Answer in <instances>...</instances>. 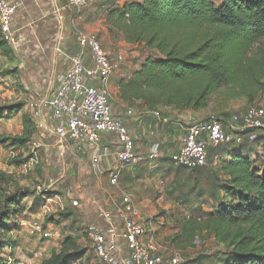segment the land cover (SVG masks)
Returning <instances> with one entry per match:
<instances>
[{
  "label": "rangeland",
  "instance_id": "rangeland-1",
  "mask_svg": "<svg viewBox=\"0 0 264 264\" xmlns=\"http://www.w3.org/2000/svg\"><path fill=\"white\" fill-rule=\"evenodd\" d=\"M124 1L116 0V4ZM57 5L61 20L53 12V3L47 0H40L38 6L26 4L24 9H18L12 25L16 43L8 44L11 56L0 51V135L14 137L24 134L26 137L24 146L4 147L0 144V170L8 176L4 193H18V207L21 209L18 213L11 210L7 216L11 232L6 237L12 245L0 251V259L7 260L12 253L22 263L40 264L52 250H58L64 237L72 236L85 251L73 260V264H103L91 249L85 232L90 225L99 223L102 226L101 210L115 218L122 207L123 195H128L161 253L177 256L179 264H218L224 247L215 242L211 234L186 251L176 249L171 242L172 237L179 234L175 220L205 212L213 204V198L207 194L185 195L184 169L175 170L177 166L170 160L169 153L127 166L118 185L113 186L107 172L101 174L94 169L88 151L73 149L70 144L61 145L55 137L43 131L35 113L36 105L53 90L56 75L68 64L67 55L77 48L78 34L93 33L116 65L108 82L113 115L137 137H143V145L147 147L143 151L155 141L166 145L164 134H156V121L151 123L148 120L142 132L137 123L142 110L122 103L117 93L119 79H127L145 58L154 56L153 52L143 43L126 42L123 34L108 23V6L104 0L89 2L79 12L66 7L62 0H57ZM58 36H62L63 53L60 54L54 50ZM249 105L245 100L232 101L227 107L233 109L229 117L243 112ZM254 105L264 107V92ZM128 109L133 113L127 114ZM216 109L217 102L213 100L197 116H190L201 120L206 114L215 113ZM188 113L194 114L190 111L180 114L185 128ZM47 119L50 123L48 116ZM151 131L154 135L150 134ZM255 133L256 139L247 142L246 152L260 166L264 164V137L261 131ZM180 135L177 133L175 139ZM111 137L109 141L115 151L119 143L115 135ZM223 148L210 147L219 154L226 151L227 146ZM209 160L212 156L208 157L206 164ZM211 163L214 165L213 160ZM74 200L78 201L77 205L73 204ZM34 223L49 227L52 236L44 238L31 233ZM3 237L0 230L4 242Z\"/></svg>",
  "mask_w": 264,
  "mask_h": 264
},
{
  "label": "trees",
  "instance_id": "trees-1",
  "mask_svg": "<svg viewBox=\"0 0 264 264\" xmlns=\"http://www.w3.org/2000/svg\"><path fill=\"white\" fill-rule=\"evenodd\" d=\"M104 3L108 6V23L123 34L125 41L143 43L154 55L145 58L127 79H119L117 93L122 103L141 110H158L164 116L167 110L198 114L214 100L215 113L199 121L212 117L225 126L233 113L227 108L232 101L245 100L253 106L264 92V0ZM0 51L11 56L1 33ZM247 108L235 114L239 121ZM256 131L264 137V129ZM253 141L245 137L241 144L223 145V149L227 146L220 153L224 157L214 165L212 160L192 168L176 164L175 170L184 169L185 195L207 194L213 198L207 211L175 220L179 234L171 242L176 249L186 251L211 234L224 247L218 264H264V164L259 166L247 155V142ZM25 142L24 134L0 135L4 147L24 146ZM233 147L239 149L232 151ZM212 152L208 148L207 160ZM7 178L0 170V230L4 235L0 251L12 245L6 237L11 232L8 214L11 210L21 211L18 193H4ZM101 223L105 226L104 221ZM121 243L126 247L124 239ZM84 252L74 237L66 236L58 250H52L40 264H73ZM9 255L7 260L0 259V264H25Z\"/></svg>",
  "mask_w": 264,
  "mask_h": 264
},
{
  "label": "built area",
  "instance_id": "built-area-1",
  "mask_svg": "<svg viewBox=\"0 0 264 264\" xmlns=\"http://www.w3.org/2000/svg\"><path fill=\"white\" fill-rule=\"evenodd\" d=\"M47 1L53 3V12L61 20L57 1ZM92 1L95 0H64L65 6L75 12ZM16 12L17 5L0 0V33L8 44L16 43L12 29ZM54 50L58 54L63 53L62 36L56 38ZM67 56L68 64L56 75L53 90L36 105L39 124L45 133L55 137L61 145L70 144L76 150L88 151L95 170L103 159L115 155L108 180L116 186L124 168L158 158L159 144L152 143L147 151H138L128 128L113 115L108 82L116 65L95 34L79 33L76 51ZM126 112L133 113L131 109ZM152 114L160 116L158 110L152 111ZM186 122L180 146L171 154V160L184 167L204 166L208 147L231 142L241 144L245 137L255 140V131L264 129V107L249 106L240 121L237 115H233L225 126L222 121L212 117L205 122L188 117ZM107 134L117 137L119 146L116 151H112L108 143L102 141ZM121 203L122 207L115 218L101 210L105 226L93 224L85 232L98 259L103 264H179L177 256L159 251L154 236L147 233L128 195H123ZM73 204L77 205L78 201L74 200ZM30 232L44 238L53 234L49 227H43L40 223H34ZM121 239L125 240L126 247Z\"/></svg>",
  "mask_w": 264,
  "mask_h": 264
},
{
  "label": "crops",
  "instance_id": "crops-1",
  "mask_svg": "<svg viewBox=\"0 0 264 264\" xmlns=\"http://www.w3.org/2000/svg\"><path fill=\"white\" fill-rule=\"evenodd\" d=\"M8 1H10L11 3L17 5V11H18V9H24L26 4H32L34 6L35 5L38 6L39 5V2H40V0H8ZM165 113L166 114H164V116H161L162 115L161 114L159 117H156V116H154L152 114V111L151 110H142L141 111V114L139 116V119L137 121V123L141 126V131L143 132V131H145L144 127H146V124H147V121L148 120H151L152 121L151 123H153V122L156 121V123H155L156 129H157L156 130V134L157 135H160V133L162 132L161 134H164V139L166 141V145H161V148H162L161 150L162 151H160V155L162 153L164 155L165 154H168V153L171 155L172 153L176 152L177 149L179 148V146H180V139H181V137H183V134H184L186 128L183 125V123L181 122V115H180L181 113H175V114H173L172 112H170V113L169 112H165ZM188 114H189L188 117H192L194 115L197 116L196 114H190V113H188ZM190 115H192V116H190ZM228 119L229 118H227L225 121H227ZM226 128H227V126H226ZM128 130L130 131V133L132 134V136L134 138L136 149L138 151H143V149H146L147 147L145 145H143V144H145L144 143L145 140L143 139V137H140V136L137 137V135L135 134V132H132L129 128H128ZM177 133H181V135L176 140L175 139V135ZM150 134L154 135V132L151 131ZM111 136L112 135H110V134L105 135L103 137V140L102 141L104 143H108L109 147L112 150L113 149V143L109 141V140H111L110 138H112ZM171 137H172V139H171ZM153 143H158L159 146H160V143L158 141H155ZM210 147H208V148H210ZM238 149H239V147H233L231 150L232 151H236ZM116 150L117 149H115V151ZM115 157H116L115 155H111L110 157H108L106 159H103L99 163L98 169H96V170L99 173H101V174L106 173V172L109 173V170H110L112 164L115 161ZM223 157H224L223 154L221 155V154H219L217 152H212V160L214 161V163L219 158H223ZM208 209L209 208H207V210ZM124 250H125V253H126V248ZM14 258H16V257H14ZM26 264H28V263H26Z\"/></svg>",
  "mask_w": 264,
  "mask_h": 264
}]
</instances>
